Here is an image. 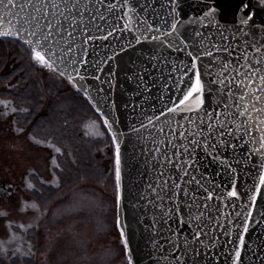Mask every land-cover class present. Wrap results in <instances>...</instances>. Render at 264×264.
I'll return each mask as SVG.
<instances>
[{
    "label": "water",
    "instance_id": "95a60500",
    "mask_svg": "<svg viewBox=\"0 0 264 264\" xmlns=\"http://www.w3.org/2000/svg\"><path fill=\"white\" fill-rule=\"evenodd\" d=\"M244 2L248 25L241 0L0 2L8 36L30 41L107 121L132 264H236V251L239 264H264V147L252 145L264 118L246 93L264 80V3ZM197 71L203 103L178 107Z\"/></svg>",
    "mask_w": 264,
    "mask_h": 264
},
{
    "label": "rangeland",
    "instance_id": "374dc122",
    "mask_svg": "<svg viewBox=\"0 0 264 264\" xmlns=\"http://www.w3.org/2000/svg\"><path fill=\"white\" fill-rule=\"evenodd\" d=\"M12 32L0 20V39L11 38ZM29 57L44 103L56 100L60 92L82 93L49 62L42 66L31 52ZM251 82L246 93H253L256 116L264 118V80ZM3 83L6 87L10 81ZM2 89L0 85V264H128L111 180L105 173L108 166L100 161L103 174L80 168L82 173L73 181H62L61 159L72 161L77 154L65 143L54 147L47 135L24 126L11 93L2 94ZM80 119L87 138L103 140L101 151L91 154L105 156L109 143L100 120L88 111ZM252 145L264 147V139ZM48 184L55 189L52 194H47Z\"/></svg>",
    "mask_w": 264,
    "mask_h": 264
},
{
    "label": "trees",
    "instance_id": "16d2710c",
    "mask_svg": "<svg viewBox=\"0 0 264 264\" xmlns=\"http://www.w3.org/2000/svg\"><path fill=\"white\" fill-rule=\"evenodd\" d=\"M30 52L31 50L29 47L17 38L0 39V85L3 86L2 94L11 93L14 101L12 100L13 102H10L15 103L17 106L16 109L14 108L15 113L23 115L21 123L24 126H29L33 131H38L40 134L43 133L47 135L45 138L47 139L46 141L53 142V146H58L60 143L61 145H63V143L69 145L72 153L77 154V157H73L72 161H69L65 157L61 159V162H63L62 167L64 168L62 169L65 171L62 172L61 170L60 178H62V181H73L74 178L82 173L80 168H84L86 171L91 172V175H96L98 171L103 174L100 169L101 161L108 166L105 173H108V178L111 180L109 182L112 185L113 195L116 197L114 145L102 117L96 112L82 93L75 91L60 92L59 99L56 97V100L53 99L51 102L44 103L41 98L42 92L39 88V82L33 73L34 67L30 61ZM11 64L12 67H8ZM6 68L7 71L3 72ZM2 79H4V81H2ZM6 81H10V83L6 84V87H4L3 82ZM87 111L92 114L93 117L100 120L101 126L105 132L106 140L109 143L105 156H101L97 153L100 148L104 146V144H102L103 140L98 141L96 136L87 138L86 136H88L89 133L85 132V130L82 129L83 127L79 126V124L82 123L81 121H83L80 117L82 115L84 116ZM105 137L103 139H105ZM55 141L59 143L54 144L56 143ZM90 145H92V147ZM91 150L97 151L96 154H91ZM87 162L89 164H87ZM51 187L50 185V187L46 189L48 191H46L47 194H52L53 191H55V189Z\"/></svg>",
    "mask_w": 264,
    "mask_h": 264
},
{
    "label": "snow or ice",
    "instance_id": "6c2138e0",
    "mask_svg": "<svg viewBox=\"0 0 264 264\" xmlns=\"http://www.w3.org/2000/svg\"><path fill=\"white\" fill-rule=\"evenodd\" d=\"M0 2H2V0H0ZM11 2V0H9V3ZM176 3L177 0H172V6L176 7ZM248 5L247 3L244 2V0H241V4L240 7L238 8V11L241 12L240 15V23L243 25H248L249 21L253 19V17L251 15H247L244 12V9H247ZM212 11L214 12L215 9L213 8ZM172 28V32H176L177 31V23H173L171 25ZM7 35V34H5ZM169 35H171V33H169ZM45 39H47V37H45ZM186 39V37H185ZM25 43H30V41H25ZM186 47V45H185ZM175 50L178 52L183 51V48H180L179 46H175ZM31 54H32V58H34L36 61H38L42 66L44 64L47 63V61L45 60V57L43 55H41V53L39 51H36L35 49H31ZM187 55L189 57H192V63H191V67L195 68L196 67V60L198 59V55L194 54L192 52H188ZM208 55H212L211 52L208 53ZM203 92V85L201 83V77L199 72L197 71L195 74V80L194 82H190L187 90H182L179 94V97L176 101H174V103L179 107V106H183L186 110H191L192 107H198L200 106L203 101L202 99H200V94H202ZM195 100L196 104L193 105L190 103V101ZM170 112H174L175 109L174 108H169ZM105 124L107 125V121H105ZM116 180H117V188L119 189V182H120V156H119V149L117 148V159H116ZM261 185H264V177H261L260 180ZM259 189H257V195H259ZM231 196L236 197L237 196V192L236 191H232L230 193ZM212 197L209 196L208 199H211ZM119 199V197H118ZM256 202V197L253 198V203ZM248 228L245 227L244 228V232L247 233ZM123 232L121 233V236L123 237ZM198 239V237H197ZM239 243L240 246L242 247L245 243L244 237L240 236L239 238ZM125 249H127V243L125 242ZM235 260H236V264H239V261L241 260V255L239 251H236L235 253ZM128 264H132V259L131 257H129L128 259Z\"/></svg>",
    "mask_w": 264,
    "mask_h": 264
},
{
    "label": "flooded vegetation",
    "instance_id": "af4514ba",
    "mask_svg": "<svg viewBox=\"0 0 264 264\" xmlns=\"http://www.w3.org/2000/svg\"><path fill=\"white\" fill-rule=\"evenodd\" d=\"M262 2L264 3V0H262Z\"/></svg>",
    "mask_w": 264,
    "mask_h": 264
}]
</instances>
